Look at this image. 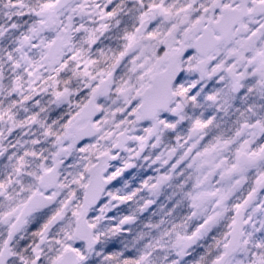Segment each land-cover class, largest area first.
Listing matches in <instances>:
<instances>
[{
    "label": "snow or ice",
    "instance_id": "1",
    "mask_svg": "<svg viewBox=\"0 0 264 264\" xmlns=\"http://www.w3.org/2000/svg\"><path fill=\"white\" fill-rule=\"evenodd\" d=\"M0 264H264V0H0Z\"/></svg>",
    "mask_w": 264,
    "mask_h": 264
}]
</instances>
